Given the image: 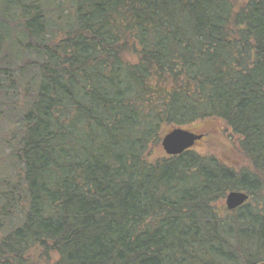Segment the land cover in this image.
<instances>
[{
    "label": "trees",
    "instance_id": "16d2710c",
    "mask_svg": "<svg viewBox=\"0 0 264 264\" xmlns=\"http://www.w3.org/2000/svg\"><path fill=\"white\" fill-rule=\"evenodd\" d=\"M0 124V264L264 263V0H0Z\"/></svg>",
    "mask_w": 264,
    "mask_h": 264
},
{
    "label": "water",
    "instance_id": "95a60500",
    "mask_svg": "<svg viewBox=\"0 0 264 264\" xmlns=\"http://www.w3.org/2000/svg\"><path fill=\"white\" fill-rule=\"evenodd\" d=\"M202 139V135L183 129H175L162 139L161 146L166 155L175 157L192 149ZM248 199L249 196L243 192H230L225 198L226 209L229 212H233L245 205Z\"/></svg>",
    "mask_w": 264,
    "mask_h": 264
},
{
    "label": "rangeland",
    "instance_id": "374dc122",
    "mask_svg": "<svg viewBox=\"0 0 264 264\" xmlns=\"http://www.w3.org/2000/svg\"><path fill=\"white\" fill-rule=\"evenodd\" d=\"M198 127V126H197ZM216 128H220L219 126H217ZM6 129H7V127H5L4 125H1L0 124V133H2V132H4L5 133V131H6ZM197 129V128H196ZM194 132L195 133H200V131H198V130H194ZM205 134V133H204ZM0 138L2 139V138H4V135L3 136H0ZM212 139H216V138H208V135L206 136V138H205V140H202L201 142H199L196 146H195V148H194V151H196V152H199V153H201V154H203V155H206V154H214V152H215V150H216V148L219 146V145H217V147L216 146H213L212 144H211V140ZM217 140V139H216ZM225 140V142H227L228 140L227 139H224ZM161 151H162V153H161ZM218 151H219V153H221V151L224 153V155H221L222 157H224L225 158V160H228V158H231V157H233L234 156V152L233 151H231V150H229V149H226V148H221V151L218 149ZM163 150H162V147H161V143H160V148H158L156 151H155V153H154V157L155 158H158V157H160V156H162L163 155ZM7 155H8V150L7 149H0V160L2 161V166H3V168H6V164H5V161H6V158H7ZM4 164V165H3ZM13 169L12 168H10L9 169V171H12ZM224 206H225V203H224ZM225 208H226V206H225Z\"/></svg>",
    "mask_w": 264,
    "mask_h": 264
}]
</instances>
